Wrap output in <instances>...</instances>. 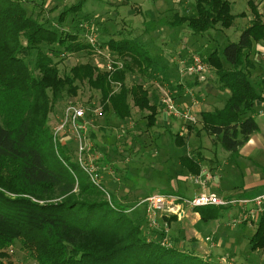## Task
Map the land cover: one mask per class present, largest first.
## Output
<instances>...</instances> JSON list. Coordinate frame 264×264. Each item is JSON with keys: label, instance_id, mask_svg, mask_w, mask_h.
Returning a JSON list of instances; mask_svg holds the SVG:
<instances>
[{"label": "trees", "instance_id": "16d2710c", "mask_svg": "<svg viewBox=\"0 0 264 264\" xmlns=\"http://www.w3.org/2000/svg\"><path fill=\"white\" fill-rule=\"evenodd\" d=\"M84 1L48 19L45 13L56 7L48 9L44 0H0V264H6V249L16 240L38 264H222L212 260V253H199L193 239L172 233L176 216L164 217L161 229H151L145 209L134 213L143 207L139 201L133 206L94 185L68 144L61 143L57 155L50 113L70 103L84 83L100 94L104 116L97 120L99 125L111 117L113 123H124L132 117L133 106L146 112L148 128L157 125L161 114L158 99L151 98L144 84L125 82L135 70L152 77L158 68V61L139 45L113 38L102 41L101 48L106 46L123 61V68L113 74L90 61L61 71L58 60L67 53H94L83 28L77 27L89 16L82 14ZM260 1L248 0L253 18L237 42L229 43L221 54L214 50L203 57L215 71L217 89L228 90L229 95L221 108L201 111L197 123L215 145L234 155L260 130L253 114L257 102H264V78L251 76L258 66L252 51L264 44V0ZM76 15H81L80 21ZM236 18L230 0H195L193 12H176L169 24L204 34L231 28ZM69 23L73 30H67ZM116 81L121 86L113 84ZM188 128L195 126L189 123ZM172 142L183 146L185 139L177 133ZM179 161L191 175L202 172L200 152H185ZM227 209L205 206L195 211L205 223ZM166 229L171 246L163 244ZM250 243L254 250L264 249V214Z\"/></svg>", "mask_w": 264, "mask_h": 264}, {"label": "rangeland", "instance_id": "374dc122", "mask_svg": "<svg viewBox=\"0 0 264 264\" xmlns=\"http://www.w3.org/2000/svg\"><path fill=\"white\" fill-rule=\"evenodd\" d=\"M78 1L44 0L48 9L56 7L53 11L46 12L45 17L50 19V17L60 14L68 5ZM230 1L232 12L237 15L235 24L228 29L219 27L204 34H194L187 25L172 26L169 24L176 12L179 14H184L185 11L193 12L195 0H85L82 14L89 13L88 19L82 21L80 19L81 15H76L75 20H81L77 23V27L81 26L80 29L83 28L81 32L83 31L85 34L86 29L83 25L87 24L90 27L95 26L97 28V30L94 29V33L98 47L104 43L102 41H108L112 38L119 41L125 40L139 45L148 55L158 61V68L155 67V70L151 71L152 77L135 70L125 81L129 85L144 84L154 100L155 98H161L165 89L172 90L175 92L174 95H177V90L171 85L174 80L177 81V78H179L176 73L182 77L178 65L180 55L187 59L193 54L207 57L214 50L221 54L229 43L239 40L242 31L250 24L253 15L248 0ZM256 2L260 3L261 1L256 0ZM69 17V22H71L72 15H69ZM66 28L67 30H73V24L69 23ZM85 40L88 41L86 36ZM263 45H256L252 51L254 54H251L254 62L258 65L251 74L254 80L264 78ZM106 48L105 46L102 50H108ZM63 57V60H58L62 72L81 62L90 61L93 64L101 65V67L106 64L104 57L97 56L93 52L91 54L86 52L67 53ZM174 62H176V65ZM186 77L193 78V84L202 80L205 84L209 83L208 88L210 90H217L214 97L211 96L210 91L203 89L204 100L200 102L203 105L198 103L193 109V114L196 117L203 110L211 111L224 105L228 94L219 93L216 74L210 66L203 73H197L193 76L183 75V78ZM113 84L119 87L122 83L116 81ZM189 88V91L199 94L196 91V86L195 88L192 86ZM99 96L98 91L91 89L87 83H84L79 94L71 98L70 102L83 104L91 108L98 107L101 106ZM130 103L133 104V100ZM65 105H58L50 113L49 124L53 132L55 127L59 126L62 121ZM195 109H197V113H195ZM144 114L146 112L133 106L132 117L124 123L115 122L113 123L114 126H108L109 129L104 128L107 131L100 132V130L96 137L95 135L91 136V131L89 132L90 135L87 134L86 136L89 150L85 152L83 161L92 163L104 182L103 186L105 185L106 190L114 194L116 198L122 200L125 198V201L135 206L137 201L146 195L164 192L173 193L174 189L185 195H190L186 188L196 185L188 179L179 177L182 174L187 175V171L179 161V156L185 152L189 154L200 152L203 155L205 164H220L222 169L220 173L222 174V180L220 181L225 186H233L238 189L237 187L243 186L248 178L256 179L259 176L261 179L264 178V147H252L264 143V102H257L253 114L260 130L251 136V143H246L239 149L238 155L224 150L219 144L215 145L212 138L200 128L201 125L197 122L194 123L195 128L192 131L188 128L189 123L171 117L172 126L164 128L163 124L159 123V125L148 128L143 117ZM103 116L90 117L92 124L98 126L99 124L96 122ZM162 119L163 117H161ZM66 129L67 132L63 134L68 136V140H65L64 135L61 134L60 139L56 143L54 142L58 156L61 155V143L68 144L70 149L76 150L77 153L78 142L76 137L68 130V127ZM177 133L183 135L185 139L183 146H178L172 142L173 136ZM134 135L135 138L132 139ZM110 170H112V174H110ZM215 173L217 174L214 171ZM259 191H264V187L259 188ZM219 193L224 194L226 192L219 191ZM106 197L110 199L108 195ZM143 209V207H140L134 213L143 212ZM238 213V208H229L221 211L218 218L205 223L200 221L197 224L196 227L203 237H212L210 239V243L214 244V248H210L212 260L220 261L222 264H264V249L254 250L251 248L250 243V238L256 230L258 221L243 222L233 226L231 225L232 219ZM180 221L182 220L177 222ZM161 222H163L162 219ZM177 222H174V224L176 225ZM182 233L185 235L184 232ZM213 238L223 242V244L220 243L218 246ZM227 242L232 244L226 247ZM185 243L191 247L188 241H185ZM6 251L8 254L5 259L6 264H38L34 254L25 247L21 240H16Z\"/></svg>", "mask_w": 264, "mask_h": 264}, {"label": "built area", "instance_id": "2783aa9c", "mask_svg": "<svg viewBox=\"0 0 264 264\" xmlns=\"http://www.w3.org/2000/svg\"><path fill=\"white\" fill-rule=\"evenodd\" d=\"M83 27L86 29L85 36L94 48V53L106 59V64L103 67H106L111 74L123 68L124 64L121 59H118L117 56H113L111 51H103L101 47H98L94 29L87 24L83 25ZM178 65L182 75L203 73L209 67L204 58L197 54H193L187 59L179 58ZM174 93L175 92L172 90L165 89L160 98V105L165 114L182 120L185 123H196L197 117L193 114L194 107L199 103L196 93L193 91L188 92L192 103L184 106L176 103ZM89 112L92 113L91 117L103 116V109L101 106L91 108L79 103H68L63 111L60 125L55 127L53 132L54 142L56 143L58 139H60L61 134L67 132L66 128L68 127V130L75 135L78 142L77 159L81 168L88 174L94 185L105 191V187L102 183L103 180L96 172L92 163H87L85 160L83 161L85 152L89 150L86 139L88 127L90 126V118L87 117V113ZM194 179L199 183H204V181L200 180L199 176L194 177ZM138 205L144 207L148 218V226L151 229H161V219L163 220L164 217L176 216L178 219H182L186 215V211H195L197 208L205 206L238 208L239 213L232 219L231 223V225L234 226L238 223L255 222L260 219L261 215L264 214V192L242 197L236 195L225 196L212 191L203 190L192 198L182 196L178 193H156L141 198ZM168 233L167 230L163 244L171 246ZM209 239L210 238H207V240Z\"/></svg>", "mask_w": 264, "mask_h": 264}, {"label": "crops", "instance_id": "0c3cea01", "mask_svg": "<svg viewBox=\"0 0 264 264\" xmlns=\"http://www.w3.org/2000/svg\"><path fill=\"white\" fill-rule=\"evenodd\" d=\"M181 48H183V47H181ZM179 58H182L181 55ZM175 61H176V58H175ZM174 63L176 65V62H174ZM176 74L179 78H177L178 79L177 81L174 80V83H172V84L174 86L176 85L175 89L177 90L178 93H177V95H175V100H176V103L178 105L184 106V105H189L190 103H192L191 97L188 95V91L190 90L189 87H191V86L193 88H195V86L197 87L196 91L199 94L198 95L196 94L197 95L196 97H198V99H200V100H198L199 103L203 102V100H204L203 89L210 91L211 96H214V97L216 96L217 90L216 89L210 90L208 88L209 83L205 84L202 82V80H200L199 83L196 82V84H193V82H192L193 78H190V77L183 78V75H182V77H180V75H178V73H176ZM186 76H193V75H186ZM180 90L183 92L180 93L181 92ZM219 93L229 95L228 90L219 91ZM222 96H224V95H222ZM151 98H152V96H151ZM158 101L160 104V98L158 99ZM200 104L203 105V103H200ZM160 109H161V114H160V118L158 119L157 125H159V123H162L164 128L167 126H172V121L170 119V116L165 114L161 105H160ZM207 111H210V110H207ZM195 113H197V109H195ZM161 117H163L162 120H161ZM167 117H169V118H167ZM171 118H173V117H171ZM174 119H177V118H174ZM114 121H116V120L113 117H111V119L108 123L101 124L98 126L97 125L94 126V124H92V120L89 119L90 126L88 127L87 134L90 135L89 132L91 131L96 137L100 130H101L100 132H102V131L104 132V131H107L104 128L109 129L110 127H108V126H114V124H113ZM63 135H64L63 137L65 138V140H68V138H67L68 136L66 134H63ZM98 139H99V137H98ZM96 142H98V140H96ZM249 143H251V138L247 142V144H249ZM256 146L262 148V147H264V143L263 144L260 143L259 145H253L252 147L256 148ZM185 171H186V169H185ZM214 171L217 172V174L216 173L214 174ZM221 171H222V169L220 167V164L217 163L216 165H214V164L208 165L207 163L205 164L203 162L202 172L199 175H191L190 173L187 172V175L182 174L179 176L181 179H183V178L188 179L196 185V186H189L186 188L190 195H188V194L185 195L184 193H181V192L177 191L176 189H174L173 193H178V194L183 195L185 197L192 198L195 195H197L198 193L202 192L203 190H208V191H212V192L218 193L220 195H225V196L236 195V196L246 197V196H252V195H256V194L261 193V191H259V188L264 187V178L261 179L259 175H258L259 177H257L256 179L248 178V180L245 182V184L243 186L237 187L238 189H235V187H233V186L232 187L231 186H225L223 184V182L220 181V180H222V174H220ZM110 174H112V170H110ZM196 176H199L200 180L204 181V183L197 182L194 179V177H196ZM219 191H223L226 193L221 194V193H219ZM262 192H264V191H262ZM178 220H182V221L177 222ZM177 221L176 222H177L178 226H177V224L175 225L174 222L172 223V229L171 230H172L173 234H178L180 236L181 234H183L182 232H184V234L188 240L193 239L192 244L198 249L199 253L205 254V255H208L211 253L210 248H214L213 247L214 244L210 243V241H211L210 239L212 237H210V236L203 237L201 235V233L199 232V229L196 227L197 224H199L201 221V216L198 212L188 210V211H186V215L182 219L177 218ZM189 221H192V222H189ZM207 238H210V239L207 240ZM213 239H214V242H216V244L218 246L220 245V243L223 244V242H220V241L216 240L215 238H213ZM231 242H233V241H231ZM229 244L231 245L232 243L227 242L226 247H228ZM215 247H217V246H215Z\"/></svg>", "mask_w": 264, "mask_h": 264}]
</instances>
